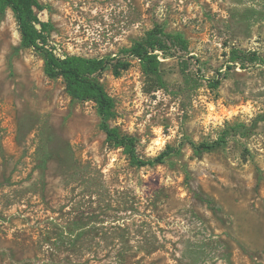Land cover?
I'll return each instance as SVG.
<instances>
[{
  "label": "rangeland",
  "instance_id": "1",
  "mask_svg": "<svg viewBox=\"0 0 264 264\" xmlns=\"http://www.w3.org/2000/svg\"><path fill=\"white\" fill-rule=\"evenodd\" d=\"M38 1L58 53L129 62L111 125L174 151L133 165L0 11V264H264V0ZM155 28L189 49L151 72L123 50Z\"/></svg>",
  "mask_w": 264,
  "mask_h": 264
},
{
  "label": "trees",
  "instance_id": "2",
  "mask_svg": "<svg viewBox=\"0 0 264 264\" xmlns=\"http://www.w3.org/2000/svg\"><path fill=\"white\" fill-rule=\"evenodd\" d=\"M11 8L18 22L21 32L22 44L33 47L42 52L45 59V72L50 78L61 77L66 90L71 97L80 101H93L96 104L100 117V128L105 131L107 141L124 149L133 165L152 166L165 161L171 155L173 148L165 149L152 159H144L136 149L137 140L134 136L122 133L118 127L111 125L110 121L115 115V100L108 93L99 75L109 67L115 74L129 66L124 58L114 57H86L75 54H60L50 47L48 23L44 21L40 12L44 7L38 0H0V11L5 12ZM174 44L183 50L189 49V43L182 33H168L163 28H155L148 32L146 38L136 42L123 52L138 58L146 70H158V54L156 50L167 52L168 44ZM218 86L221 80H215ZM220 141L202 142L195 146L197 152L212 151L220 146Z\"/></svg>",
  "mask_w": 264,
  "mask_h": 264
}]
</instances>
